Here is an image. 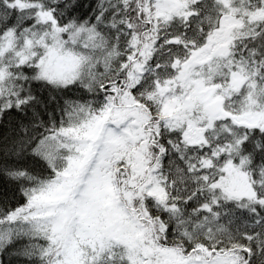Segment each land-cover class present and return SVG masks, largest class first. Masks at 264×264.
<instances>
[{"label":"snow or ice","instance_id":"obj_1","mask_svg":"<svg viewBox=\"0 0 264 264\" xmlns=\"http://www.w3.org/2000/svg\"><path fill=\"white\" fill-rule=\"evenodd\" d=\"M0 264H264V0H0Z\"/></svg>","mask_w":264,"mask_h":264}]
</instances>
